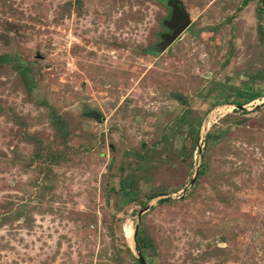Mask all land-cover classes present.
<instances>
[{
	"label": "rangeland",
	"instance_id": "1",
	"mask_svg": "<svg viewBox=\"0 0 264 264\" xmlns=\"http://www.w3.org/2000/svg\"><path fill=\"white\" fill-rule=\"evenodd\" d=\"M169 1L0 0V264H264V0Z\"/></svg>",
	"mask_w": 264,
	"mask_h": 264
},
{
	"label": "water",
	"instance_id": "2",
	"mask_svg": "<svg viewBox=\"0 0 264 264\" xmlns=\"http://www.w3.org/2000/svg\"><path fill=\"white\" fill-rule=\"evenodd\" d=\"M168 5L172 7V12L163 23L169 29L168 33L162 35V42L159 47L163 50L173 45L193 23L191 15L181 0H170ZM137 233L138 228L135 237ZM139 263L147 264L141 253L139 254Z\"/></svg>",
	"mask_w": 264,
	"mask_h": 264
},
{
	"label": "trees",
	"instance_id": "3",
	"mask_svg": "<svg viewBox=\"0 0 264 264\" xmlns=\"http://www.w3.org/2000/svg\"><path fill=\"white\" fill-rule=\"evenodd\" d=\"M146 51H147L148 53H154L155 50H154V51H153V50H146ZM244 96H245V100H244L243 102L237 100V101L233 102L232 104H234V105H236V106H239V107H242L243 105L248 104V103H250V102H253V101L259 99L260 97H262V93L257 92L256 90L252 89L251 87H246ZM212 137H213V134H208V135H207V138H208V139H209V138H212ZM151 198H152V199H155L156 197L153 196V197H151ZM137 239H138V238H137ZM137 248H138V250L143 251V250H142V246H141V244H140V241H139L138 244H137Z\"/></svg>",
	"mask_w": 264,
	"mask_h": 264
}]
</instances>
